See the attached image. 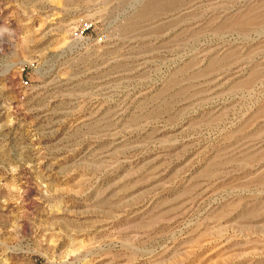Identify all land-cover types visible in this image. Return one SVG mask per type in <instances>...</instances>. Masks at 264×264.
<instances>
[{"label":"rangeland","instance_id":"obj_1","mask_svg":"<svg viewBox=\"0 0 264 264\" xmlns=\"http://www.w3.org/2000/svg\"><path fill=\"white\" fill-rule=\"evenodd\" d=\"M0 264H264V0H0Z\"/></svg>","mask_w":264,"mask_h":264},{"label":"built area","instance_id":"obj_2","mask_svg":"<svg viewBox=\"0 0 264 264\" xmlns=\"http://www.w3.org/2000/svg\"><path fill=\"white\" fill-rule=\"evenodd\" d=\"M89 29V26L85 25L82 29V32H84L85 30ZM23 85H26V82L22 83Z\"/></svg>","mask_w":264,"mask_h":264}]
</instances>
